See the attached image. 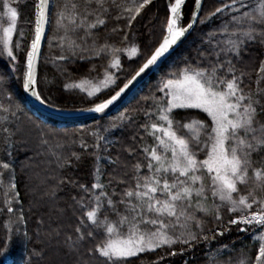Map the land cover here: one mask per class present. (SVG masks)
I'll return each mask as SVG.
<instances>
[{"label": "snow or ice", "instance_id": "snow-or-ice-1", "mask_svg": "<svg viewBox=\"0 0 264 264\" xmlns=\"http://www.w3.org/2000/svg\"><path fill=\"white\" fill-rule=\"evenodd\" d=\"M205 3L193 0L185 21L187 0H166L160 38L145 55L133 23L154 6L153 0H83V7L75 0L61 6L36 0L33 36L26 49L14 39V34L24 36L23 28H18L19 4L0 0V59L6 61L0 74V218H7L6 231L0 234V256L5 264L17 239L32 245L25 264H134L133 258L158 250L161 254L147 264H165L168 258L193 253L200 245L205 264H264V59L258 63L246 59L251 48H264V0H216L207 12ZM109 19L118 24L111 32L120 36L119 44L99 39V30ZM204 25L210 27L200 36L195 61L185 57L183 67L163 74L154 91L144 97L145 119L133 131L130 143H114L102 134L126 128V121L132 123L127 112L118 115V124L98 126L88 133L93 143L84 137L71 141L85 152H65L67 135L58 137L43 122L29 117V123H24L14 83H20L23 92L40 105L63 110L40 87L42 42L52 28L60 49L53 61L63 62L58 66L62 75L78 61L106 59L97 76H82L64 85L86 94L89 106L79 111L104 114L146 70L158 67L186 34ZM122 56L142 58L123 80L117 75L122 71ZM96 71L95 64L88 69ZM201 113L206 114L203 119ZM117 144L113 157L109 148ZM20 151L35 152L55 164L45 179L55 183L41 200L54 198L64 184L77 191L69 206L76 223L69 225V231L61 224L48 231L50 248L44 246L40 231L22 228L28 215L18 190L17 167L21 172L31 168L32 158L17 165ZM85 154L93 158V182L60 175L73 166V159L82 162ZM42 206L29 201L28 212ZM68 210L56 209L60 215ZM43 223L42 217L37 220L38 226ZM233 230L245 234L250 243L239 249L235 241L219 243Z\"/></svg>", "mask_w": 264, "mask_h": 264}, {"label": "trees", "instance_id": "trees-1", "mask_svg": "<svg viewBox=\"0 0 264 264\" xmlns=\"http://www.w3.org/2000/svg\"><path fill=\"white\" fill-rule=\"evenodd\" d=\"M66 2V0H56V6H61ZM77 4H79L81 7H83V0H75ZM165 1L164 3H156L154 6H149L148 10L142 14V17H138L137 21L133 23V32L137 34V42L141 44V37L143 41L146 43L149 38V34L152 32V30L157 26V22L161 15L165 14ZM216 6V0H206V3L204 4V11L207 12L208 10L214 8ZM193 8V0H187V4L185 7V21H187L188 16L190 15L191 9ZM30 15L31 21L33 19V8H31L30 12L29 9H27ZM163 17V16H162ZM161 17V18H162ZM160 18V19H161ZM21 26V17L19 15L18 20V27ZM118 26L117 22L109 19L106 26L102 27L99 30V39L101 42H103L105 39H107L109 42H114L119 44L120 36L118 34H113L111 32V29L113 27ZM119 26H123V21L119 22ZM210 25H204V26H198L195 27L194 30L189 34V36L186 38V40L170 55L168 59H166L161 66L158 68L157 71H155L148 79L147 82H145L142 87H140L136 94L132 96V98L121 108L119 109V114L122 112H127L129 116L133 118L132 123H128L126 121L127 127L126 128H113L110 129V135L107 133L106 136H108V139L113 141L114 143L116 141H121L124 144L130 143V136L132 135L133 131L136 130L137 125L139 123L144 122V115H143V109L147 107V103L144 100V97H147L150 95L152 91H154L155 86L157 82L159 81L160 77L165 74L166 72L175 70V68L183 67V59L185 57H189L193 59V62L195 61L196 56V48L200 44V36L201 34L206 31ZM29 33V32H28ZM28 33L26 35H28ZM24 37L23 42V48H27L28 45V36ZM57 35L54 28L51 29V33L48 34L46 40L43 43L42 47V57L41 61L39 62V76L41 79V89L43 91V94L45 96H48L49 94L53 98V104L55 106H58L61 109H69V110H75V109H82L85 107H88L89 104L86 99V94L80 93L78 89H66L64 87L65 83H71L73 81L79 80L82 76L85 74H90L88 72V69L92 67L93 64L96 65L97 71L101 72L102 66L106 64V59H96L91 62H85V61H78V66L76 64H70L68 65L70 72L61 74L60 71H58V66H63V62L53 61V57L59 54L60 49L56 47V41L54 37ZM77 35H82V33H78ZM33 36V34H32ZM15 38V37H14ZM32 38V37H31ZM49 39L52 40V46H49ZM31 40V39H30ZM23 59V56L20 57ZM246 59H253L256 63L259 62V60L264 59V48L260 47H253L250 49V56ZM134 60L129 59L127 56H122V71L118 72L117 75H124L128 68H130L134 64ZM126 69V70H125ZM6 70V61L3 59H0V74H3V72ZM116 71V70H115ZM130 74V72H129ZM127 75V74H126ZM125 75V76H126ZM124 76V77H125ZM48 78H51V82L47 80ZM51 84V86L48 85ZM19 86L20 83H14L12 87L15 90L17 102L21 104V97H19ZM54 95V96H53ZM22 97L25 100L24 94L22 93ZM22 105V104H21ZM24 108V114H23V120L24 123H29V117H31L32 120H35L37 123L43 122V124L46 126L48 130H51L58 134V137H63L65 134L68 137V144L65 146L64 151H75V152H85V150L81 149L79 146V143L72 144V140H79L80 137H84L88 140V143H93V138L88 135L91 131L95 130L90 129L86 132L85 129H88L89 127H92L93 125H96V122L99 120H104L106 117H101L98 119H92L87 120L83 122H65L60 123L58 121L46 118L39 113L35 112L30 106ZM116 111L115 113H117ZM114 115V114H113ZM206 114L201 113L200 118L203 119ZM72 134V135H71ZM103 134V133H102ZM105 135V134H103ZM148 143H152L150 138H146ZM119 144L116 145V147H110L109 152L114 157L119 149ZM92 149L89 148L87 152H91ZM107 155V153H105ZM31 157L32 160L30 163L32 164V167L35 170V173L38 174L39 170L44 169V162L46 161V158L44 156L36 155L35 152L29 151L24 152L20 151L16 154V163L19 165L21 162H28L27 158ZM106 163V161L104 162ZM73 166L68 167L67 169H63L60 171V175L64 177H70L73 179H76L77 181L81 183H91L93 182L92 179V171H93V158L87 154L84 155L82 162H76L74 159L72 161ZM108 171H111V168L109 167L107 169ZM52 172V169L43 175L42 179L39 182V189H43V191L39 192L37 191L32 193V186L33 182L29 180L27 169H25L24 172H21V169L17 167V182H18V190L21 194V197L23 198L22 202L24 204V211L28 215V220L26 222V226H24L25 231H29L30 233H34L36 231H40L42 237L44 238V246L49 247L48 238L46 236V233L50 231L51 229L56 228L57 224H61L64 226V231H69V225H74L76 223L75 217L72 215L71 208L69 207L72 204L71 196L76 195L77 191L75 188H73L69 184H64L62 190H58L56 192V196L52 198V200L56 201L60 199L59 203H56L55 208L49 207V203L51 202V199L48 197H44L43 200L37 197L36 194L38 193H44L49 185L54 184L55 182L52 180H48L45 182L46 177L50 175ZM105 181L107 177L103 178ZM35 187V184H34ZM36 188V187H35ZM27 193V194H26ZM38 201L40 204H42V207L39 208H33L32 211L29 213V201ZM57 208H69V210L64 213L63 215H60L56 209ZM79 214V213H78ZM43 218L44 223L41 225H37V220L39 218ZM225 220L228 219V213H224ZM3 221L0 219V234H3L6 229L3 227ZM213 225L211 223L208 224V227H212ZM62 239V236H61ZM232 241H235V248L239 249L243 245L250 243V239L245 236L243 233H237L235 230H233L230 234L225 235L222 238H219V243L221 244H231ZM24 242V246H23ZM21 243V264H25L27 260L30 259V252L32 251V245L23 241ZM54 243V241H53ZM20 246V245H19ZM217 247V244L214 243L212 245V248L215 249ZM12 248V245L11 247ZM204 253V246L200 245L198 246L193 253H188L183 256H176V257H170L168 258V261L165 262V264H183L185 260L189 261V264H205V257L203 255ZM161 253L159 250L156 254H142L140 259L133 258L134 264H147V261L149 259H156L158 255ZM223 258H227L226 256Z\"/></svg>", "mask_w": 264, "mask_h": 264}, {"label": "rangeland", "instance_id": "rangeland-1", "mask_svg": "<svg viewBox=\"0 0 264 264\" xmlns=\"http://www.w3.org/2000/svg\"><path fill=\"white\" fill-rule=\"evenodd\" d=\"M164 1L166 3V0H153V4L164 3ZM35 2H36V0H16V3L19 4V15L21 17V26H19L18 28H23L24 36H23V38H21L18 34H14V37H15L14 39L19 40V42L21 43L22 47H23L24 37H25V35L28 32H29L28 35H26V36H28L27 38L29 40L28 43H27L28 46L30 44V39H32L31 37H32V34H33V24L31 23L30 15L28 16L29 13H27L28 12L27 9H29V12H30V10H31V8H33V5H34ZM51 2H52L53 5H56V0H51ZM164 16H165V14L161 15L162 18L161 17H160L161 19L159 18V20L157 22V26L149 34V38H148V41L146 43L143 41V39L141 37V45H142L143 52H144L145 55H147V52L149 51V47L148 46L151 45V44H154L160 38V26H161V21L163 20ZM49 33H51V30L47 31L46 38H47ZM137 37L138 36L136 34V39L138 40ZM46 38L44 39V41L46 40ZM42 47H43V45H42ZM132 60H134L135 62L130 68H128L126 73L121 76L122 80L125 78L124 76L126 74H127L126 76H130L131 74H133L135 69L139 67V64L142 63V58H139V57H134V58H132ZM113 71H115V70H113ZM101 72H92L90 74H85L84 76L87 75V76L95 77ZM129 72H130V74H129ZM47 80L49 81V83L52 81L51 78H48ZM77 81H79V80H77ZM49 83H48V85L51 86V84H49ZM19 92H21V93H19L20 94L19 97H21V100H23V102L21 101V104L24 105L25 107H27L28 104H27L26 100H24L23 97H22L23 90H22L21 85L19 86ZM135 94H136V92H135ZM105 95H107V93ZM122 107H120L119 109H121ZM53 108H56V107H53ZM85 108H87V107H85ZM82 109H84V108H82ZM119 109H117L116 111H118ZM63 110L71 111L69 109H63ZM75 110H79V109H75ZM115 112L113 113L114 115L110 114L104 120L97 121L96 125H93L92 127H89L88 129H85L86 132L89 131L90 129H93V128L97 129L98 126L102 129L103 127H108L112 123H117L118 124L119 121L116 118L119 115V111L117 113H115ZM111 129H113V128H111ZM103 134L106 135L107 133H103ZM43 166H44V169L43 170H39L38 174L35 173V170H34L33 167L27 169V173H28L27 175L29 177V180L31 182H33L32 193L33 192L35 193L37 190L39 192L43 191V189H39V187H38L40 180L42 179V177H44L43 175H45L49 171V169L53 170L55 168V164L54 163H49L48 159H46V161L44 162ZM34 184H35L36 188L34 187ZM43 194L44 193L42 192V193H38L36 195H37L38 198H40V197L43 196ZM2 200H3V196H2V194H0V203H2ZM59 202H60V199H58L56 201L51 199V202L49 203V207L51 206L52 208H55L56 203H59ZM0 219L3 222H5L7 218H0ZM13 219H14V217H13ZM22 228L24 230V226H22ZM22 242H23V240L17 239L11 244L12 248H10V250L7 253V256H8L7 264H21V251L23 249V248H21V243ZM23 246H24V242H23ZM0 264H5V260H4L3 256H0Z\"/></svg>", "mask_w": 264, "mask_h": 264}, {"label": "water", "instance_id": "water-1", "mask_svg": "<svg viewBox=\"0 0 264 264\" xmlns=\"http://www.w3.org/2000/svg\"><path fill=\"white\" fill-rule=\"evenodd\" d=\"M192 31H190L191 33ZM47 33V32H46ZM189 33V34H190ZM189 34H186L185 38H182L180 42L164 58L161 59L160 62H158V67H153L150 70H146L145 74H142L141 77L137 79V82H134V85L130 87V90H126L124 94H122V97L118 99L108 110H106V113L99 114V113H93V112H87V111H79V110H71V111H58L56 108H49L47 105H40L39 102L35 101L34 98L30 96V94L24 93V97L26 99V102L38 113L41 115L48 117L53 120L61 121V122H83L87 120L92 119H98L101 117L108 116L112 113H114L117 109L122 107L126 102H128L132 96L135 94V92L142 86L143 83L147 82L148 78L160 67V65L170 57V55L186 40V38L189 36ZM44 42V40H43ZM42 42V45H43Z\"/></svg>", "mask_w": 264, "mask_h": 264}]
</instances>
